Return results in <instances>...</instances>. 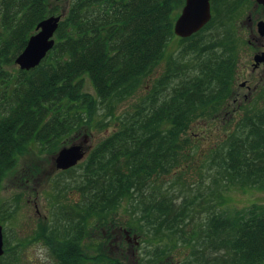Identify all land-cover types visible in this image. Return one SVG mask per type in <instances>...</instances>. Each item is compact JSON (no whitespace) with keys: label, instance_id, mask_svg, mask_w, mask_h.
Instances as JSON below:
<instances>
[{"label":"trees","instance_id":"trees-1","mask_svg":"<svg viewBox=\"0 0 264 264\" xmlns=\"http://www.w3.org/2000/svg\"><path fill=\"white\" fill-rule=\"evenodd\" d=\"M185 1L70 0L53 49L37 67L13 71L9 66L38 23L63 9L60 0H0V186L32 141L56 147L89 127L99 107L114 115L117 104L134 95L165 56ZM214 18L200 32L180 38L195 62L183 65L182 54V65L176 67L180 64L170 59L168 71L152 81L145 100L120 118V127L77 164L82 172L63 184L66 192L71 188L81 194L56 213L63 220L57 232L63 238L58 244L63 262L82 264L90 225L114 221L113 214L129 201L135 212L129 229L144 234L148 248L153 247L149 261L264 264V204L232 211L210 206L199 213L207 212L205 218L196 221L213 193L211 185L219 187L224 178L264 190V110L238 122L208 192L191 185L182 198L183 188L177 193L172 181L166 190L149 188L156 176L179 166L190 123L206 120L229 100L236 38L227 30L209 41L201 37ZM217 18L221 28L226 17ZM86 79L95 94L86 90ZM99 259L125 264L106 255Z\"/></svg>","mask_w":264,"mask_h":264},{"label":"rangeland","instance_id":"rangeland-1","mask_svg":"<svg viewBox=\"0 0 264 264\" xmlns=\"http://www.w3.org/2000/svg\"><path fill=\"white\" fill-rule=\"evenodd\" d=\"M69 1L60 0L59 2L62 7L61 10L63 9L60 13L64 14L63 18L66 15L65 7H68ZM222 2H216L215 9L211 5V12L216 10L212 15L213 17L216 14L215 21L200 34L201 37L206 36V41L223 35V31L217 24V17L223 14L221 10L224 8L229 11L227 21L235 28L236 25H238V28L240 27L239 13L235 16L230 13L235 11L230 7L231 0H227L225 6H221ZM180 14L181 12H179ZM180 38L179 36L173 38L167 47L165 56L150 78L145 79L134 95L117 104L113 111L114 115L105 106L99 107L98 113L89 127H82L69 136L67 140L58 143L56 147L34 140L19 155L16 166L9 171L0 186V223L3 225L4 246L5 250L7 249L4 255L0 257V264H67L59 257L58 249L60 247L58 244L63 242V238L57 232L59 229L61 232L62 228L60 226L63 225V220H60L56 213L60 212L59 209H62L60 207L77 201L80 194L71 192V188L66 192L63 184L73 181L71 176L82 172L80 164L87 159L90 151L99 142L120 127V118L128 117L135 111L136 106L145 100L144 98L149 93L152 81L168 71L170 59L174 58L173 60L180 64V62H183L182 54H184L183 65L195 62V54L182 49L185 44L181 43ZM248 54L247 50L241 53V63L246 61ZM182 64L174 65L180 67ZM9 68L13 71L20 69L17 63L9 66ZM235 84L238 86L237 82ZM85 88L95 94V89L89 79H86ZM249 101L251 100H244V108L238 113L233 114V109L223 111L219 108L220 110L214 112L213 115H209L206 120L190 123L187 130L189 138L184 134L181 144L179 166L176 167L177 169L173 173H162L160 177L156 176L149 188L157 187L166 190L165 188L170 187L172 181V186L175 187L177 193L183 188L181 194L183 198L184 194H190L189 187L191 185L193 188L199 187V189L205 190L211 184H215L213 182L215 167L219 164V158L223 157L227 151L228 145L226 143L230 138V134L236 130L238 122L242 118L256 112V108L253 107L254 102L251 101L250 104ZM86 137L88 141L85 143L84 139ZM78 143L83 144L86 155L71 172L63 173V170L57 169L55 158L64 147ZM215 153H218L214 158L217 160L213 162L214 160H211V158L216 155ZM164 181H166L165 184ZM211 190L213 193H208L207 202H205L203 208H199V212L196 214L197 222L205 218L207 212L201 214L202 217L199 213L207 207L211 209L210 206L214 209L224 208L232 211L234 208L246 209L255 203L264 204V190L251 187L249 184L242 186L240 183H231L224 178L219 187L211 185ZM144 191L148 199L149 194L147 195V193L149 190L145 189ZM206 192H208V189ZM129 208L131 209V204H129V201H125L113 214L114 221L110 220L104 225H95L96 223L90 225L89 236L82 243V252L86 256H84L82 264H108L107 261L99 259L100 256L104 255L112 259H119L125 264H159L161 261L160 264H162L165 262L164 258L162 260L158 259L157 262L159 263L149 261L151 256L147 252L153 250V247L148 248L144 234L129 229L128 222L135 214ZM118 221L124 223V227L127 228L126 234L118 229L120 225L117 223ZM122 235L124 237L120 240ZM129 235L131 241L127 239ZM164 257L167 260L169 259L167 256Z\"/></svg>","mask_w":264,"mask_h":264},{"label":"flooded vegetation","instance_id":"flooded-vegetation-1","mask_svg":"<svg viewBox=\"0 0 264 264\" xmlns=\"http://www.w3.org/2000/svg\"><path fill=\"white\" fill-rule=\"evenodd\" d=\"M216 2L220 3L222 0H211V5L215 6ZM226 2L227 0H223L221 6H225ZM231 4L234 5L231 9L235 11L230 13L232 16L239 13L238 19L240 27L238 28V25H236L237 27L235 28L227 19L221 24V30L223 32L226 30L228 32L231 31L236 38V67L232 75L229 100L221 109L223 111L233 109V114L238 113L244 108V100L250 99L254 102L253 107L256 108V112L261 111L264 110V5L257 0H231ZM214 12L216 10H213L211 14L214 15ZM221 12L223 14L219 17L229 19L227 14L229 11L224 8ZM219 49L222 50V46ZM246 50L249 54L247 55L246 61H242L241 63V53H244ZM236 82L238 86L235 84ZM231 96L233 97L230 98ZM251 101H249L250 104ZM79 196L81 198V194ZM117 223L120 224L118 229L123 234H126L127 228L124 227V223L119 221ZM130 235L127 236L129 241H131ZM123 237L122 235L120 240Z\"/></svg>","mask_w":264,"mask_h":264},{"label":"water","instance_id":"water-1","mask_svg":"<svg viewBox=\"0 0 264 264\" xmlns=\"http://www.w3.org/2000/svg\"><path fill=\"white\" fill-rule=\"evenodd\" d=\"M264 5V0H257ZM64 14H53L46 17L36 26V32L30 36L24 50L18 55L15 63L22 70L37 67L56 44L55 35ZM212 18L211 0H186L174 23L175 35L187 38L200 31ZM88 138L84 139L86 143ZM83 142V143H84ZM86 151L82 143L64 147L55 158L59 170H68L84 159ZM3 225L0 223V257L5 253Z\"/></svg>","mask_w":264,"mask_h":264}]
</instances>
